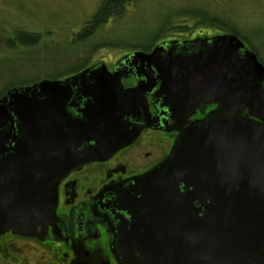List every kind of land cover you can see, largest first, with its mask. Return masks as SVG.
Masks as SVG:
<instances>
[{
	"label": "water",
	"instance_id": "1",
	"mask_svg": "<svg viewBox=\"0 0 264 264\" xmlns=\"http://www.w3.org/2000/svg\"><path fill=\"white\" fill-rule=\"evenodd\" d=\"M174 43L125 58L130 69H146L133 89L124 88L125 74L102 64L4 94L0 237L45 235L63 177L133 144L141 127L129 119L148 112L145 94L160 84L184 120L190 104L217 109L184 130L169 157L119 196L118 210L128 218L119 216L112 229V253L123 264H264V65L231 34L164 59Z\"/></svg>",
	"mask_w": 264,
	"mask_h": 264
},
{
	"label": "rangeland",
	"instance_id": "2",
	"mask_svg": "<svg viewBox=\"0 0 264 264\" xmlns=\"http://www.w3.org/2000/svg\"><path fill=\"white\" fill-rule=\"evenodd\" d=\"M101 1L0 0V97L5 89L26 86L34 81L49 80L51 76L74 71L80 66L79 58L88 55L87 58H91L88 65L105 64L110 68L134 52L135 49L126 46L149 47L161 26L170 18L197 10L207 12L210 6L213 7L210 14L235 26L244 43L252 51L255 49L258 58L264 62V0H137L129 7L120 24L111 22L107 26L109 34L102 32L105 35L97 40L72 46L73 35L80 33L96 13ZM178 22L190 29V35L185 40L195 36L223 34L218 27L201 26L189 18H181ZM33 34L39 35L36 46L26 48L17 43V49L7 47L6 39L14 42L21 35ZM175 39L184 40L180 36ZM102 40L106 45L112 42L122 47L103 46L91 53L90 49L95 43ZM139 151L143 150L134 148L131 156L136 157ZM15 248L16 254L21 255L22 264H59L54 252L47 247L30 241H16Z\"/></svg>",
	"mask_w": 264,
	"mask_h": 264
},
{
	"label": "flooded vegetation",
	"instance_id": "3",
	"mask_svg": "<svg viewBox=\"0 0 264 264\" xmlns=\"http://www.w3.org/2000/svg\"><path fill=\"white\" fill-rule=\"evenodd\" d=\"M211 37L195 36L191 40H171L159 45L183 43L178 47H171L170 44L164 53V59H167L170 56L196 53L202 49L200 40ZM181 46H185L186 50L179 51ZM126 57L109 70L125 74L122 77L124 88L133 89L144 79L146 69H130L129 64L125 63ZM96 66H89L59 80L79 75ZM145 97L149 103L148 112L140 110L139 118L129 119L141 127L137 140L107 160L90 162L67 173L59 183L56 217L48 232L41 238L6 233L0 237V264H22L21 255L16 254V241H30L49 248L59 264H123L111 250L114 241L112 229L120 223L119 216L128 218L124 211L118 210L116 203L119 196L132 185L135 177L154 170L169 157L176 139L184 130L217 109L215 104L193 103L184 108V113L191 111V115L184 120V117L174 114V105L162 94L160 84ZM243 116L248 118L246 113ZM134 148L143 151L132 157L130 152Z\"/></svg>",
	"mask_w": 264,
	"mask_h": 264
},
{
	"label": "trees",
	"instance_id": "4",
	"mask_svg": "<svg viewBox=\"0 0 264 264\" xmlns=\"http://www.w3.org/2000/svg\"><path fill=\"white\" fill-rule=\"evenodd\" d=\"M135 3H137V0H102L99 7L97 8L96 13L81 28L80 33L77 35L76 34L73 35L72 37L73 40L71 41L72 46H77L80 44L85 45V43L88 44L94 40H97V38L100 37L101 35H105V33H102V32H106V34H109L110 31L109 32L107 31V26L111 22H117V23L119 22L120 24L122 20L124 19L125 14L127 10L129 9V7ZM212 9L213 7L210 6V9H208L207 12H204L203 10H197L194 12L191 11L187 13H180L178 16H175L174 18H170L165 24L161 26L158 34H156L154 38L151 40L149 47H145V46L128 47L126 46L127 48L135 49L134 52L133 53L131 52V54L127 55V57L133 55L136 52H144V53L151 52L160 43L174 40L177 36H180V38L184 40L187 39L188 35H190L188 33L190 29L186 24L178 22L181 18H189L190 20L194 21L196 24L205 26V27H210V28L218 27L220 28L221 31H223V34L235 35L241 39V36L239 34L240 32L235 26L231 24H226L225 22H222L221 20H219L217 16H214V15L212 16L210 14V11ZM38 38H39V35L33 34V35H21L19 39L18 38L15 39L18 42L16 41L13 42L11 40L6 39L7 47L10 49H17L16 47L18 43V45H24L26 46V48H32L38 44V40H37ZM1 40L2 38H0V41ZM103 46H110L114 48L122 47L121 44L116 45V44H112V42L106 45L102 40L101 42L95 43V45L90 49L91 53L93 52L94 54L96 50H98L100 47H103ZM253 50H254L253 52L257 55L256 50L255 49ZM81 55L83 54H80V56ZM87 57L79 58L80 66L74 71H70V72L67 71L64 73H60L55 76H51L52 78L50 79L48 78V79L49 80L51 79L59 80V79H62L61 76L65 74L67 75V74L77 73L81 70H84L85 68L89 66H96L95 64L88 65L87 62L90 61L91 58L88 59ZM258 59L260 62L264 64V62L261 61L260 58ZM36 83L38 82L34 81L30 83L29 85L22 86V87L31 86ZM13 88H18V87H13ZM5 90L6 91H3L4 94L10 89H5ZM4 94L0 97V99L4 96Z\"/></svg>",
	"mask_w": 264,
	"mask_h": 264
}]
</instances>
